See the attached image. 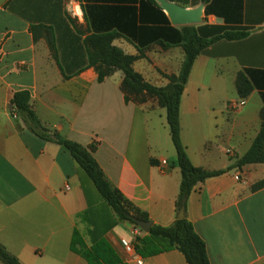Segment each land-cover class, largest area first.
Returning <instances> with one entry per match:
<instances>
[{
    "label": "crops",
    "instance_id": "0c3cea01",
    "mask_svg": "<svg viewBox=\"0 0 264 264\" xmlns=\"http://www.w3.org/2000/svg\"><path fill=\"white\" fill-rule=\"evenodd\" d=\"M162 1L0 0V243L21 264H135V257L147 264H188L169 240L121 221L71 154L31 133L11 106L15 93L28 91L43 126L93 146L106 179L128 202L153 225H173L182 175L170 129L154 126L157 117L167 123L166 109L154 100L126 103L120 71L99 83L85 46L92 35H115L113 45L125 54L144 50L134 69L145 81L167 86L162 74L177 75L184 52L163 50L156 38L166 35L167 19L173 28L185 26L171 22ZM170 3L201 8L195 27L247 34L218 41L197 57L180 105L181 126L186 117L228 123V130L181 127L195 167L228 170L248 153L263 124L264 0ZM241 73L252 87L245 99L236 84ZM242 100L238 111L229 109ZM263 180L264 164H251L191 192L185 217L205 242L210 264H264V189L252 191Z\"/></svg>",
    "mask_w": 264,
    "mask_h": 264
},
{
    "label": "trees",
    "instance_id": "16d2710c",
    "mask_svg": "<svg viewBox=\"0 0 264 264\" xmlns=\"http://www.w3.org/2000/svg\"><path fill=\"white\" fill-rule=\"evenodd\" d=\"M168 1L180 2L181 0ZM206 13L209 15L210 11L207 10ZM161 14L165 17L163 12ZM167 23L169 27L166 35H162L161 38L157 37L156 41L163 50L181 47L184 52V61L177 75L162 74L169 82L165 87H156L148 83L141 74L135 71V62L146 57L144 50L141 48H139L138 56L127 55L113 45L116 36L112 34L92 35L85 40V46L88 53L89 67L96 70L99 83L104 82L120 71L123 73L121 91L124 94L126 103L132 102L142 105L149 100H154L159 107L166 109L167 123L182 175L180 194L176 203L178 214L182 206L186 207L187 199L198 184L205 182L207 179L220 176L234 168L241 169L246 165L264 164V117L261 131L251 149L242 158L238 159L233 167L225 171L213 172L195 167L181 141L180 123L181 99L192 67L197 57L203 54L211 45L221 40L238 41L246 37L247 34L242 30H231L223 26L203 25L173 28L170 26L168 19ZM34 29L36 30V28ZM49 31L48 44L53 56L56 58L54 37L51 30ZM236 84L241 99L247 98L252 91V87L244 73L239 74ZM11 106L13 115L19 117L31 133L43 140L64 147L71 154L72 158L93 182L103 200L121 221L129 222L136 227L138 226L132 221V218L145 222L149 221L146 214L136 209L106 179L105 174L94 158L95 148L93 146L83 147L62 138L57 132H51L43 126L32 108L31 95L28 91L15 93L11 100ZM261 189H264V180L252 186L253 192ZM149 233L169 240L171 245L184 255L188 264H210L205 242L195 232L193 225L186 217L183 219L177 217L174 224L169 227L153 225ZM85 257L88 258V255ZM0 261L3 264H21L18 258L12 255L1 243Z\"/></svg>",
    "mask_w": 264,
    "mask_h": 264
},
{
    "label": "water",
    "instance_id": "95a60500",
    "mask_svg": "<svg viewBox=\"0 0 264 264\" xmlns=\"http://www.w3.org/2000/svg\"><path fill=\"white\" fill-rule=\"evenodd\" d=\"M162 8L168 13L171 22L177 26H194L200 23L201 8L195 10H187L173 3L162 1ZM221 22L220 19H218ZM185 217V206H182L178 212V218ZM132 221L143 231L149 232L153 226L151 221L145 222L132 218ZM129 225H131L129 223Z\"/></svg>",
    "mask_w": 264,
    "mask_h": 264
},
{
    "label": "rangeland",
    "instance_id": "374dc122",
    "mask_svg": "<svg viewBox=\"0 0 264 264\" xmlns=\"http://www.w3.org/2000/svg\"><path fill=\"white\" fill-rule=\"evenodd\" d=\"M154 124H155L154 126L156 130H163V125H165V127L167 128L166 130H169L167 123L166 122L164 123V121H161L159 117H157V123H154ZM181 127H182V130H228L229 129L228 123H224L221 120L215 123L213 119L196 120V119H193L192 117L184 118ZM231 161L233 162V160Z\"/></svg>",
    "mask_w": 264,
    "mask_h": 264
},
{
    "label": "built area",
    "instance_id": "2783aa9c",
    "mask_svg": "<svg viewBox=\"0 0 264 264\" xmlns=\"http://www.w3.org/2000/svg\"><path fill=\"white\" fill-rule=\"evenodd\" d=\"M244 105V101H240V102H231L228 104V107L231 111L236 112L238 111L241 107H243ZM166 164V162H164V165ZM69 187L66 186V189H68ZM122 245L125 249V251L129 254L133 253L134 251V246L128 242L127 240H122ZM135 264H147L144 260H142L139 257H135Z\"/></svg>",
    "mask_w": 264,
    "mask_h": 264
}]
</instances>
